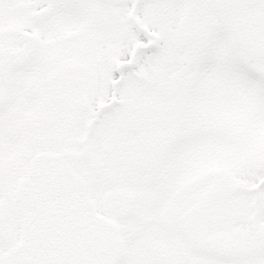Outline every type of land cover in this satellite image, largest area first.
Returning a JSON list of instances; mask_svg holds the SVG:
<instances>
[{
  "label": "snow or ice",
  "instance_id": "snow-or-ice-1",
  "mask_svg": "<svg viewBox=\"0 0 264 264\" xmlns=\"http://www.w3.org/2000/svg\"><path fill=\"white\" fill-rule=\"evenodd\" d=\"M0 264H264V0H0Z\"/></svg>",
  "mask_w": 264,
  "mask_h": 264
}]
</instances>
